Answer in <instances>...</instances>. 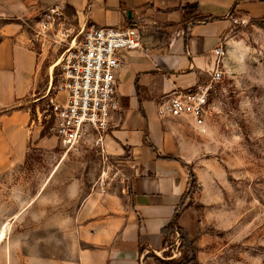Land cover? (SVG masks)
<instances>
[{
  "label": "crops",
  "instance_id": "crops-1",
  "mask_svg": "<svg viewBox=\"0 0 264 264\" xmlns=\"http://www.w3.org/2000/svg\"><path fill=\"white\" fill-rule=\"evenodd\" d=\"M56 5L63 12L56 32L72 37L95 26L140 34V49L118 55L119 109L105 140L127 185L85 195L69 219L67 246L57 240L50 253L38 252L22 264H155L153 256L168 252L161 230L175 214L184 228L181 199L188 180L178 160L192 158L184 147L187 127L160 116L159 107L179 91L210 82L213 51L227 43L234 15L257 16L264 1L0 0L1 172L24 161L30 142H41L39 126L20 103L57 54L50 41L41 45L27 23Z\"/></svg>",
  "mask_w": 264,
  "mask_h": 264
},
{
  "label": "rangeland",
  "instance_id": "rangeland-1",
  "mask_svg": "<svg viewBox=\"0 0 264 264\" xmlns=\"http://www.w3.org/2000/svg\"><path fill=\"white\" fill-rule=\"evenodd\" d=\"M241 18L247 24L227 27L223 77L210 92L204 131L190 117L177 118L190 133L184 147L192 158L178 160L188 185L184 228L177 225L192 245V264H264V12H237L233 19ZM51 65L20 103L39 126L41 142H30L23 162L0 171V230L8 225L0 264L48 254L57 240L66 247L69 219L85 195L98 193L103 171L112 178L119 169L111 187L127 185L120 160L104 164L88 145L66 150L49 130ZM168 241L167 257L159 259L178 263L189 255L178 232Z\"/></svg>",
  "mask_w": 264,
  "mask_h": 264
},
{
  "label": "built area",
  "instance_id": "built-area-1",
  "mask_svg": "<svg viewBox=\"0 0 264 264\" xmlns=\"http://www.w3.org/2000/svg\"><path fill=\"white\" fill-rule=\"evenodd\" d=\"M62 16V7L56 5L27 23V28L41 45L50 41L49 48H56L57 57L51 65L53 70L45 94L48 97L49 130L66 150L88 145L106 164L112 156L107 153L105 140L114 128V114L119 109L118 55L140 49V34L136 28L120 30L90 26L71 37L68 33L55 31ZM247 22L245 18L232 19L234 25ZM213 54L216 63L210 82L169 97L159 107L160 116L190 117L194 126L200 132L204 131L210 92L213 84L223 77L224 46L219 45ZM53 79L55 84L52 85ZM106 172H102L96 184L101 194H105L112 179L120 175L116 168L112 178H108L110 171ZM172 256L176 255L173 253Z\"/></svg>",
  "mask_w": 264,
  "mask_h": 264
},
{
  "label": "trees",
  "instance_id": "trees-1",
  "mask_svg": "<svg viewBox=\"0 0 264 264\" xmlns=\"http://www.w3.org/2000/svg\"><path fill=\"white\" fill-rule=\"evenodd\" d=\"M190 177L193 179L195 178L193 173L190 175ZM186 195H187V193H185L182 196V199H181L182 202H183L184 198L186 197ZM177 217H178V214H175V220L171 221L167 226H165L161 230V235L163 236L164 243L167 244V243H169V241H168L169 237L171 235L173 236L176 232H178L183 245H185L187 252H189V255L187 257H185V259H183L182 261H180L178 263L165 261L163 259H159V257H157V256H153V258L155 259L157 264H192V262L194 261V251H193L192 245L188 239V235H187L186 231L184 229L178 227V225L176 223ZM166 254L167 253H165L164 257H167Z\"/></svg>",
  "mask_w": 264,
  "mask_h": 264
},
{
  "label": "bare ground",
  "instance_id": "bare-ground-1",
  "mask_svg": "<svg viewBox=\"0 0 264 264\" xmlns=\"http://www.w3.org/2000/svg\"><path fill=\"white\" fill-rule=\"evenodd\" d=\"M8 229V225H5L1 230H0V243H2L5 239L6 236V231Z\"/></svg>",
  "mask_w": 264,
  "mask_h": 264
}]
</instances>
